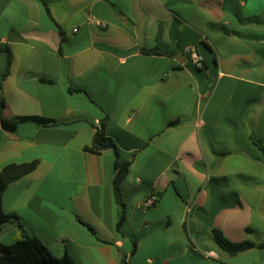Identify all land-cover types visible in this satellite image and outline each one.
I'll return each instance as SVG.
<instances>
[{
  "label": "crops",
  "instance_id": "crops-1",
  "mask_svg": "<svg viewBox=\"0 0 264 264\" xmlns=\"http://www.w3.org/2000/svg\"><path fill=\"white\" fill-rule=\"evenodd\" d=\"M46 1L0 0V171L38 162L3 193L2 242L36 236L78 264H264L213 240L264 241V0ZM99 128L131 162L123 234V164L93 147Z\"/></svg>",
  "mask_w": 264,
  "mask_h": 264
},
{
  "label": "trees",
  "instance_id": "trees-1",
  "mask_svg": "<svg viewBox=\"0 0 264 264\" xmlns=\"http://www.w3.org/2000/svg\"><path fill=\"white\" fill-rule=\"evenodd\" d=\"M42 1L45 10L50 14L49 6L46 0ZM204 49L210 51L211 48L205 42L202 43ZM0 51L7 52V62L6 68L3 73V78H6L10 73V67L12 64V54L11 51L6 47L0 46ZM143 52L147 54H156V49H143ZM206 66V60L204 58V67ZM202 70H197L196 72H201ZM51 82V81H49ZM77 90V89H76ZM5 107V102L2 100L0 102V108ZM17 122L22 121H34L40 125L54 126L57 125V121L52 119L40 118V117H20L16 119ZM93 147L99 151H104L112 149L116 153V157L123 164L122 171L116 175L113 180V190L114 196L117 203L121 206V216L117 225V230L123 234L125 222H126V205L123 200L122 194V184L129 173L131 166L130 161H123L121 159V154L114 143V141L108 137L103 128H99L93 139ZM38 162L32 161L22 164H10L5 166L0 171V232L1 226L4 223L9 222L11 219L16 218V215L8 214L3 210V193L6 188L13 182L21 179L27 174L31 173L36 169ZM92 235L95 236L98 240L95 230L90 226L85 224ZM250 232V229H247ZM213 240L214 242L226 253L231 256H235L241 252L248 251L251 249H262L264 248V241L261 243H256L250 240H244L241 242H235L228 239L224 233L217 228L213 229ZM102 241V240H100ZM105 242V241H102ZM136 242H134V247L136 248ZM0 264H78L75 262L68 254H65L63 257L58 258L52 254L49 248L42 242V240L36 236H31L24 234L22 238L15 240L12 243H4L0 238ZM122 264H128L126 257L122 258Z\"/></svg>",
  "mask_w": 264,
  "mask_h": 264
},
{
  "label": "built area",
  "instance_id": "built-area-1",
  "mask_svg": "<svg viewBox=\"0 0 264 264\" xmlns=\"http://www.w3.org/2000/svg\"><path fill=\"white\" fill-rule=\"evenodd\" d=\"M185 54L188 57V62L193 69L202 70L204 69V58L196 45H187L184 49ZM210 96V93H209ZM158 194L152 192L149 194L141 203L140 208L142 211L154 207L158 201ZM205 256L211 257L212 253H204Z\"/></svg>",
  "mask_w": 264,
  "mask_h": 264
},
{
  "label": "rangeland",
  "instance_id": "rangeland-1",
  "mask_svg": "<svg viewBox=\"0 0 264 264\" xmlns=\"http://www.w3.org/2000/svg\"><path fill=\"white\" fill-rule=\"evenodd\" d=\"M12 237H4V239H3V241L5 242V243H8V242H12L11 239Z\"/></svg>",
  "mask_w": 264,
  "mask_h": 264
},
{
  "label": "water",
  "instance_id": "water-1",
  "mask_svg": "<svg viewBox=\"0 0 264 264\" xmlns=\"http://www.w3.org/2000/svg\"><path fill=\"white\" fill-rule=\"evenodd\" d=\"M182 54V56H185L183 53H181Z\"/></svg>",
  "mask_w": 264,
  "mask_h": 264
}]
</instances>
